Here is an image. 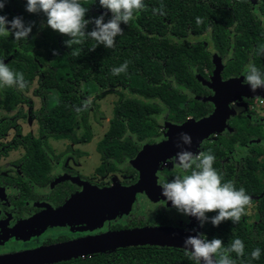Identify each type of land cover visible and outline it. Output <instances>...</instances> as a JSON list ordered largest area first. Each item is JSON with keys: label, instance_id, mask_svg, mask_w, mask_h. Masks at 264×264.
I'll use <instances>...</instances> for the list:
<instances>
[{"label": "flooded vegetation", "instance_id": "1", "mask_svg": "<svg viewBox=\"0 0 264 264\" xmlns=\"http://www.w3.org/2000/svg\"><path fill=\"white\" fill-rule=\"evenodd\" d=\"M257 20L264 30V16ZM223 37L225 40L217 39L223 41L225 48H217L216 38L209 32L187 37L191 43H202L210 56V64H202V73H199L204 82L197 79L200 97L214 94L208 84L212 83L217 65L225 64L222 81L240 79L242 85H247L249 63L264 74V34L251 51L246 52L240 69L238 63L233 62L234 32L230 30ZM231 48L232 59L227 60ZM9 88L18 95V101L7 105L0 88V264H190L184 249L167 245H127L126 236L121 233L152 228L168 229L167 234L171 229L177 234H203L210 241L212 233L219 238L222 233H233V229L243 226L264 230L260 209L264 192V115L251 110L264 107L263 97L232 101L230 107L234 115L225 120L223 128L215 129L203 139L194 152L215 156L213 167L222 174L223 182H233L242 167L247 168L248 186L244 187L252 198L247 215L241 218L242 222L229 220L217 227L211 223V218L218 213H208V222L201 226L196 217L180 213L162 194L160 185L171 182L180 172L177 154L159 163L151 178L150 196L140 188L129 213L120 211L125 202L117 193L138 183L139 172L133 169L135 175H127L124 159L111 155V162H118L119 170L102 173L103 160L97 144L89 151L82 144L63 145L52 138L45 139L36 117L40 108L34 109L33 100L39 98L30 96L24 89ZM214 108L213 103L207 102L203 106L204 114L198 118L191 116L186 121H198L210 115ZM186 121L176 123L160 115L159 127L142 147L170 141L169 135L176 130L165 127L166 123L181 125ZM34 125L37 127L33 128ZM251 140L254 142L249 146ZM95 154H99L100 164L91 169L84 159ZM108 190H114L110 200L105 199ZM108 207L115 210L109 213ZM164 238L161 236V240Z\"/></svg>", "mask_w": 264, "mask_h": 264}, {"label": "trees", "instance_id": "2", "mask_svg": "<svg viewBox=\"0 0 264 264\" xmlns=\"http://www.w3.org/2000/svg\"><path fill=\"white\" fill-rule=\"evenodd\" d=\"M256 1L254 6L251 0H144L146 10L136 14L128 25L121 24L123 34L116 37L115 47L108 49L104 45L97 46V42L87 36L81 38L82 44L69 47L66 42L70 37L51 29L43 12L29 13L27 0H0L5 3L0 15L9 21L21 17L26 26L32 25L27 40L17 41L11 34L0 36V60L12 71L23 73L27 81L24 90L28 93L36 83L30 96L41 101L36 117L45 139L90 143L94 138L88 121L90 111L94 110L98 120L97 101L109 94L118 95L107 131L97 143L103 160L101 172L119 170L118 162L110 160L111 155H115L126 162V174L135 175L128 160L154 135L160 115L181 123L205 113V103L191 95L201 94L196 75L202 73V64H210V56L202 43H191L187 37L209 32L215 36L217 48H225L223 35L232 30L236 49L233 62L238 63L240 69L246 52L251 51L264 34L257 20L264 16V0ZM81 3L88 9L87 20L106 11L105 22L112 16L100 6L99 0H81ZM7 27L10 29L11 25ZM94 28L95 24L89 23L87 31ZM94 47L95 50H91ZM125 62L126 71L114 75L112 70ZM48 71L57 83L53 88L45 83ZM10 89L1 88L7 105L18 101V95ZM89 100L91 103L85 107ZM233 183L249 192L244 187L248 184L246 166ZM262 196L260 209L264 221V192ZM210 237L211 240L221 239L225 247L234 239L243 241L244 256L230 254L235 264H264V230L243 226L233 229V233H222L219 238L216 233ZM256 248L261 250L259 259L251 257ZM189 263L195 264V261L189 259Z\"/></svg>", "mask_w": 264, "mask_h": 264}, {"label": "clouds", "instance_id": "3", "mask_svg": "<svg viewBox=\"0 0 264 264\" xmlns=\"http://www.w3.org/2000/svg\"><path fill=\"white\" fill-rule=\"evenodd\" d=\"M100 6L112 13L108 22H105L107 11L92 20L85 19L88 9L81 0H27L26 10L29 13L43 12L47 16V25L70 39L67 46L82 44L83 37H90L98 45L114 48L116 37L123 34L121 24L128 25L135 15L146 10L144 0H99ZM5 3H0V11ZM163 5H161V8ZM154 12L160 11L153 9ZM199 22V20H198ZM89 23L95 28L87 31ZM11 25L9 29L7 25ZM32 32V25L26 26L21 17H14L11 21L0 15V36L14 35L17 41L27 40ZM91 50H95V47ZM127 62L119 68H114L113 74L119 75L127 69ZM246 84L255 92L264 88V74L253 63L246 67ZM17 87L24 89L27 81L23 73L12 71L3 60H0V88ZM89 100L85 107L90 104ZM180 140L184 145H192V138L188 133H181ZM181 147L180 144L177 145ZM179 174L171 182H164L160 186L162 194L171 201L172 206L180 213L196 217L201 226L208 222V213L216 212L211 218L214 226L222 222L232 221L239 223L242 216L247 215L246 209L251 207L252 198L246 194L244 188L236 189L232 181L223 182L222 174L214 167L215 156L208 154H195L189 150H181L176 155ZM186 255L195 264H235L230 254L235 252L243 257L245 245L239 238L234 239L227 247L221 239L208 240L199 236H189L185 242ZM261 250L256 248L251 257L259 259Z\"/></svg>", "mask_w": 264, "mask_h": 264}, {"label": "water", "instance_id": "4", "mask_svg": "<svg viewBox=\"0 0 264 264\" xmlns=\"http://www.w3.org/2000/svg\"><path fill=\"white\" fill-rule=\"evenodd\" d=\"M254 6L257 5L256 0H251ZM233 49L231 48L227 60L232 59ZM224 64V63H223ZM225 65V64H224ZM224 65H217L213 72L212 83L208 84L212 89L214 94L209 97H200L197 95H191V98L207 103L211 102L214 104V111L205 117H202L198 121L188 120L181 125H175L171 123H166L167 128H172L176 130V133L170 134V141L164 142L158 145L146 144L138 152L135 158L128 162V166L139 172L140 180L134 186L126 188L117 193L120 196L122 202H125V206L122 204L120 206V211L129 213L131 210L132 202L135 198V194L141 188L150 196V185L151 178L155 175L159 163L166 160L181 150H189L193 153L197 150L201 141L208 137L215 129L223 128L225 125V120L228 117H232L234 113L230 107V103L234 100H242L243 98H264V88L257 89L253 92L249 85H242L240 79H229L228 81H222L221 71ZM196 78L200 82H204L202 77L197 74ZM181 133H188L192 138V145H184L180 140ZM175 140H178L175 142ZM254 142L250 141L249 146ZM180 144L181 147L177 145ZM109 193L105 194V199L110 200L114 194V190H108ZM109 213L113 212L115 208L108 207ZM168 229H152V228H142L137 229L125 234L121 233V236H126L124 240L127 245H161V246H173L185 250V240L189 236H196L191 233H180L177 234L169 229L168 233L165 232ZM161 236L165 237L161 240ZM203 264V262H201Z\"/></svg>", "mask_w": 264, "mask_h": 264}, {"label": "rangeland", "instance_id": "5", "mask_svg": "<svg viewBox=\"0 0 264 264\" xmlns=\"http://www.w3.org/2000/svg\"><path fill=\"white\" fill-rule=\"evenodd\" d=\"M45 83L50 88H53L56 86L57 83L54 79L52 72L48 71L46 73ZM35 88H36V83H34L32 85V90L30 91V93H32ZM118 99H119L118 95L109 94V95H106L101 100L97 101L96 104H98V106H99L98 107V113H97L98 118H99L98 120L96 119V114H93L94 110L90 111L88 121L90 123L94 138L92 139V141L90 143L82 144V145H84L85 149H88L89 151L90 150L93 151L98 140L107 131V128L109 125V120H111V117L113 115L114 105L118 101ZM33 102H34V109L35 110H38L42 105L39 99H34ZM259 108L260 107H258L256 109L255 108L254 109L249 108V109H251L253 112L255 111L257 114L264 115V107L260 108V110H258ZM34 127H37V126L34 125L33 128ZM58 142L63 144V145L69 144V141H64V140H61ZM84 162L86 163V165L88 164L87 166L92 167L91 169H94L100 164V156H99V154H97V155L95 154L93 157L88 156L84 159Z\"/></svg>", "mask_w": 264, "mask_h": 264}]
</instances>
